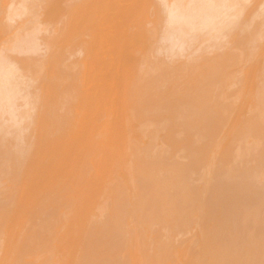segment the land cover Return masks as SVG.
<instances>
[{
    "label": "bare ground",
    "instance_id": "obj_1",
    "mask_svg": "<svg viewBox=\"0 0 264 264\" xmlns=\"http://www.w3.org/2000/svg\"><path fill=\"white\" fill-rule=\"evenodd\" d=\"M43 1L46 2L47 0H43ZM43 1L42 0H5L4 3H2V0L0 1L4 5L3 7H1L4 8L3 11L4 16L2 18L4 23L2 21L3 26L1 24L0 27H3L7 33H9L10 31L9 34L6 33L7 35L4 38L2 37V41L0 38V42L2 43L0 44V199L4 198V196L6 197L4 198L6 201H4L3 199L0 201V212H1L0 214H2L0 215L1 216L0 235L2 234L6 235V233L4 234L3 231L4 230L6 231L5 227L7 225V222L11 226L12 224L11 222L15 220L14 214L15 213L17 214V211L19 210L17 209L19 207L15 208V206H17L16 203H14L15 201L17 202V204L18 202H20L19 204H21L22 201L19 200L26 198L29 199L30 201H33L31 200L32 197L30 195H33V193L35 194L37 190L39 191V187L41 186H43V188L45 189L48 188L50 189L53 188V187H48L50 185H54V188L58 187L59 185H63L66 188L59 187L58 189L63 188V190L61 189L55 191L59 193H61L62 191V194L64 189L66 190L69 188L70 190L67 191V196L66 194L65 197L64 194L62 195L63 198L61 196L54 198L55 195L56 196L59 195L58 193L57 194L55 193L54 195V191H53L54 188L51 191L50 190L47 191L45 189L43 190V188L40 190V191L43 190V193H45V191L49 193L50 191V194L53 191L54 196H50V197H52L54 200L55 199L60 200L65 198L66 200H64L63 203H61L62 202L61 200L60 201L61 204H58L59 202L56 200L53 201V199L49 202L51 198H49V194L47 195V193L42 194L40 192L41 195L40 193L37 194L41 196L40 198H42V202L44 201L45 204L47 203L45 202V200L47 199L43 198L44 195H46L44 197L49 198V200L47 201L49 203L52 202L53 204L51 203L52 204L51 208H48L49 203H47L48 206L45 205V209L43 208L42 203H41L42 206L40 207L41 209L39 208V205L37 207L39 209L32 206L33 208L37 209L36 211L41 210L40 212H42V210L44 209L43 212L44 213L46 212V214L42 212L41 215L44 214V216L42 215V217L41 215L40 217L37 215L40 212L35 213V211L33 210L32 212L29 210L31 213H35L33 215H31L30 213L31 219H30V215L29 217H26V219L24 217L26 215L24 216L22 215L23 219L21 220V222L23 221L24 223V219H25L27 220L28 224L25 222V226H26L25 228L24 224L20 223L23 225V228H25V230L22 228V225H20L21 227L18 226L20 227L21 232L22 230L24 231L23 234L21 233L22 235L20 233H17V231L15 230L16 233L21 236V237L19 236L20 238L18 237V235H16V238L15 236H12L11 234L14 232L10 234L12 236L11 239L17 241L16 242L17 244L15 243V241L13 243L11 242L13 244V247L10 244L11 250L10 248H8L9 251L13 250L12 251L13 253L9 252L12 254L11 260L13 262L12 263L11 260H9L10 263L11 264H62L59 255L63 254L64 250L66 249H62L64 247L63 245L60 244L61 243L60 241L63 240L62 238H65V236L68 237L70 232L77 233L75 232V229L78 230L79 229L78 226L80 227L82 221H84L85 219V218L83 219V217L81 216L82 218L81 222L78 221V219H80L79 214L82 215L86 214L84 215L85 217L88 215L86 213L87 211L89 212V214H91V216H89L88 218L92 217L93 213L90 212L93 208L92 212L95 213L94 209L98 208L97 207L98 204L96 202L97 198L99 197L101 198L102 196H104V194H102L104 192L105 196L103 197V205L105 206L106 202L108 203V205L105 206L103 209L100 208L103 207V205H101V201L99 198L98 201L100 202L99 205L100 209L98 208V211L96 210L97 211L96 214L98 216L96 215L97 216L96 217L95 215H93L94 218L92 217L91 221L90 219L86 218L90 222L84 221V223L86 222L84 224V227L86 224H89L88 226H86V228H84L85 230L82 229L83 224L80 227L79 231L81 229L84 231V232L83 231L79 232V234L83 232V234H81L83 235L82 238L79 237L80 235H78L77 233L78 238H80L82 242L80 241V245L77 247V250L78 252L80 251V253L78 254V252H76L77 253L76 254L77 256H75L76 259L75 258L73 259L74 255L72 256L71 253L72 251L71 250H70L71 252L69 251L70 246L72 245L74 246V244L70 245L69 244L70 241L68 240L66 241L67 244L63 242L64 245H66L65 246L66 248L67 245L69 246L65 252L66 253L68 252V254L71 253L73 260L72 259L69 260L72 262V263L69 262L70 264H264V74L260 77L255 75L256 76L255 77L253 73L254 76L253 79L251 72L253 68H254L253 72H255L254 63L257 60V56L259 55L260 52H261L260 55H262L261 57H263V59L261 61V59L259 58L260 61L259 63L256 64L258 65L261 63V65H263L264 67V0H78V1L76 0L75 2L76 4L78 3L77 5H75L74 0H65L66 6H64L65 7L64 14L60 16V18L57 21L58 22L57 24H59L60 28L58 34L55 33L54 31L55 33L54 35L60 36V38H62L63 37L62 31L65 29L64 33H67L70 30H67L66 28L73 26L72 27L73 33L71 31L69 32L73 36L71 35L68 39L73 37L74 39L76 38V40L78 39L79 42V39L80 41H83L82 38H84V44L83 45L81 44L82 45L81 47L77 48L74 45V43L77 42L76 40H74L75 42H73V46L77 48L76 49L77 55H79L82 49L84 48L83 51L84 53L82 52L81 55L83 56V58L80 60L86 61L87 59L86 62L90 66V72L87 69L89 67L86 65L87 63L86 64L84 63L85 65L82 66L83 67L86 66L85 69L88 70L86 71L88 73L94 71L92 74H89L90 76L93 75V77L96 78V74L98 73L97 77L99 81L100 80L101 81L99 82V84H96L98 83L97 81L98 79H97L95 80L96 83L94 82L93 84L94 81L93 77L92 76L89 77L92 79V81L90 79V82H88L87 86L88 89L91 88V91L90 90L86 91V87L84 88V86L83 87L81 86L82 85L81 81H83V85H84L86 80L85 81L80 80V79H85L84 75L83 77H81L82 75H79L80 78L78 79L80 81H78L76 77L73 78L76 79L77 82H79L77 83L79 87L81 86L79 91L82 92L80 93L78 91V88L75 87L77 85L76 83L73 86V88H75V90L77 89L76 93L78 91L80 95L81 94L86 95V93H83V88H84L85 89L84 91H86L87 95H89L88 96L89 100L88 97H86L87 95L86 96L83 95V97L87 99L85 98L82 99V97L78 95L80 98L78 101L76 100L77 102H79L80 99L83 102L86 100L90 101L92 99L94 102L93 104L94 106L96 104L94 100L96 99L93 98H97L99 101L98 96H100L101 97L100 101L104 99L103 101L107 103L105 105V103L101 101L105 105L104 108L103 107L104 105L102 106V104L99 101L101 107L104 108L102 109L104 112L103 114L106 116L105 118L103 115L101 118L104 117L106 121H104V119L102 120L99 117L101 116L99 113H101L102 110H99L100 112L98 111V113L96 111H95L96 113L92 112L95 115L97 114L99 115L98 117L95 116V118L92 117L94 120H97L98 118L102 120V121L99 119H98L99 121L97 120V122L100 123L95 122V125L97 124L101 125V126L97 125V127L100 126V128H98L99 129L98 132H100V130H103V132L104 131L105 132L103 133L101 131V134L103 133V135L96 133L97 127L95 126L96 131L94 132L92 129L93 134L94 133L95 134L93 135L91 132L92 136L91 134L90 136H88L89 135L87 134L89 133L88 130L94 128L93 125L88 126L90 123L91 124L94 123V120H90L91 116H88V114L92 115L90 110L92 108L94 109V107L92 106L91 103H89V107L91 105L92 108L91 109L87 108V112H85L84 108L88 106L87 101H86L87 106L85 107L82 106L81 107L82 109L80 108L81 112L78 111L79 109L77 108L78 106H80L78 105L79 103L75 104L77 107L71 103L73 106L76 107L75 113L77 114H73L72 110L71 113L73 115H79L77 116L79 117V120H81L80 118L82 117V110L84 111L83 115L86 116L89 109V113L86 116L87 118L85 116H84L85 118L84 117L83 118L84 119L89 118V120H84L85 121L84 128L87 125L86 121L88 122L90 121L89 124L87 125L88 128L90 129L85 128L87 129L86 134L83 133L82 138H84V135H86L87 139L84 138L85 140L84 139L82 140L83 142L85 141V144L82 143V145L80 144L81 142L79 140V136L76 133H74L76 131H80V128H77V130H75L76 129L75 126H71V127L69 126V128L68 127L65 128L68 129L69 131V132L67 131L65 135L69 137L64 139V140L67 139L66 141H58V138L59 140H63V135L61 133L63 131H66L64 130V126L62 124L60 125V122H58V120H57L58 123L56 122L57 125H53V123L55 124V122L51 121L52 117L51 119L49 118L50 116L49 112H48L49 114L47 113L49 116H46L47 115L46 113H45L46 115L44 114L46 118L50 119L48 120L50 121L49 123L46 120L45 116L41 115L42 117L41 116L38 117L41 118L40 122L42 118H44L43 121L44 120L47 121V124L50 126H54V127L59 126V129L61 126L63 127V129L61 127L63 131H61L60 129L61 135H59V137L57 138L53 136L55 135V132H53L54 134L51 133L52 135L49 134L51 131L49 132L48 130L49 129L51 130L52 127H48V129L47 126L46 129H44L45 127H41V128L39 127L41 126L40 124L43 125L45 121L40 124L39 123L37 124L35 122L36 125L34 126L37 127V125H39L38 127L41 129L40 131H44V130L47 131V132L44 131L45 135H47V133L49 132L48 133L49 136L47 135L49 137L48 138L49 144L52 143L53 147L60 149L58 144H60L61 142L63 147L66 146L65 148L67 151H69V153L70 152L72 153L73 152L72 150H74V153L73 154L70 153L71 155H69V153H66L67 152L66 150L65 153H63L64 148H61L63 149L61 150V152L63 153L61 156L60 154H57L58 152L57 150L59 149L57 150L55 149L56 153L52 152V149L54 150V148L50 146L48 143H46L48 142V139H46L47 136L44 135V137H46L44 138L42 133L40 132L42 135L39 137L40 140L43 138V140L46 143L45 146L47 145L46 147H48L49 145V147L51 148L48 149V153H46L47 150H45L44 153L46 155H48L50 152L54 153L53 157L51 158L49 157L50 155L52 156L51 153L49 154V156H47L48 158H46V155L44 156L43 153L42 155L45 159L39 156L43 159V161L46 160L47 162L48 159L50 158L48 162V166L45 165L44 162H42V165L44 164L46 167H49L47 168L49 170L46 169V171H48L49 175L53 177V178L51 177L53 181L54 179H57L56 181H58V177L62 181L65 178L67 180L68 176L69 178L72 176L73 178L72 177L71 178L75 180H78L79 177L80 179L78 182L79 184L80 181L83 182V180L81 179L86 180L84 178L86 177L88 180L90 179L89 180L90 186L92 185L93 187L94 185L95 187L97 183L101 182L100 179L101 174L99 173H101L103 170L100 168L99 165L106 164L101 161L104 158L99 160L101 157H97V156L103 151H105V153H108L107 152L109 150L108 147L110 146L111 148L112 144L114 146V143H116L117 141L119 142L118 139H120L122 135L119 134V136H116L118 137L116 141V138L114 139L113 137L114 136V134L112 133L113 130H111L110 128L111 126H113L112 128L115 129L117 125L118 127L119 126L122 127L123 123L119 121V120H124L122 115H124V118L128 116L126 118H128L129 121L128 119L126 120L128 121V125H131L132 127L130 128L129 126H126L127 127L126 128L123 126L124 129L122 131L124 132L125 129L130 131L131 129L132 133H134L136 130L139 136L142 134L143 138L146 139L143 141V138L141 136L139 137V140L136 138L134 139L131 136L132 140H128L130 134H132L130 133L131 131L130 132L128 131L129 133L127 132L129 137L126 136L127 134L123 135L126 138L122 136V139L124 138L125 140L127 139L128 141H130L128 142L127 140L126 141L124 140L123 141L124 145L121 144L122 147H125L126 145L124 142L129 143V146H126L125 149L126 150L128 149L130 153L127 151L126 152L127 154L126 153L125 155L123 154L124 156L127 155L125 160L127 161V163H130L129 164L130 167L127 166L128 164L125 165L127 166V168L125 167L127 169L125 171L128 172V174L126 173L125 174L126 176L122 175L125 176L123 180L122 179L116 180L118 177L117 176L115 178V181L114 179H110V182L112 180L111 183L108 180H107L108 182L105 181L104 182L105 185L108 184L107 186H110V188L108 190L104 189L105 191L103 192H102L103 189H101V191L97 189L99 188L97 187L99 184L96 186L97 188L95 187L94 189L93 187V189L90 190V192L94 190L91 194L92 195L94 193H96V195L98 194L97 195L98 197L97 198L94 197V200H91L93 198L92 195L87 193V190L89 191V189L91 188L87 186L89 185L88 183H86L88 182L87 180L84 181V185L82 183L83 187L86 185L84 187L85 189H80L83 187L79 186L80 188L78 189V193L83 192L84 190V192L87 193V194L85 193L86 195L84 194L85 196L88 197L90 195V197H92V198L88 197L89 199L83 196V193L82 194L80 193L79 195L76 193L77 186L74 185L76 184V181L72 179H68L67 181H63V182L61 181L62 184L59 181L57 183L55 181V184H53L52 181L51 184L49 182L51 178L49 177L50 180L46 179V181H42L43 183L44 182L48 183L47 184L48 188H47L42 184L40 179L39 181L41 182L40 183L41 185L38 184L39 181L37 182L33 178L34 184L35 182H37V184L39 185L38 186L37 184H35L36 187H38V189H36L35 186H34L35 189L33 190L32 188L29 189L31 186H33L31 185L32 182H30L29 180H32V178H30V175L32 173L31 175L32 177L34 175L33 174L34 171H31L29 173L28 170L29 169L31 170L32 167L35 166L33 170H35L36 172V169L39 168L40 170V168L42 167L41 165H37L38 168H36V164L39 163L37 161L38 160L41 161L42 159L38 157L36 153L37 150L36 151L32 150L33 148L34 149L37 148L38 146L37 144H39L38 142H40V140L38 138L37 139L39 141H36L34 139L35 142H37V144H35L37 146H35L34 143H31L33 138L32 140L30 139L31 140L30 142H28L29 132L27 133V130L29 129V126H31L30 119L32 112H35L33 111L35 101H37L36 104H38V101L41 100L39 98L42 97L41 95L38 94L39 95L38 99L37 97L32 98L33 96L30 95V93L36 92V90L33 91L34 88L32 89V92L30 91L29 93L30 90L29 87L32 81L33 82L31 84L34 85L33 75H37L35 74L34 70L33 72L31 71V73L29 72V68H31L29 64H31L32 66L33 64H36L40 58L42 59L45 56L44 55L42 57V55L40 54L44 52L43 48H45L42 45L41 36L43 34L47 35V33L53 32L50 31L52 26L51 24H49L50 23L49 19L51 18L48 19L47 16V12L49 11H47L46 10L47 8L45 7V4L47 2L44 5H42ZM56 1L53 2L56 3ZM61 3L63 4L64 2ZM54 6H56V4ZM60 6L62 5L60 4L59 7ZM69 6L71 7L73 6V7L71 8ZM50 9L52 10V8H48V10ZM39 10L41 12H39ZM54 11H55V7H54ZM0 13L2 14V12ZM60 13H63V11ZM52 16L55 17V15ZM49 25L51 26V28H49ZM3 28L1 29L4 30ZM1 33L2 32L0 30V35ZM48 38L50 37H47V39ZM73 38L72 40L69 41L72 42ZM221 39H224V42L218 44L217 43L218 40L220 41ZM194 43L195 44L197 43L196 45L197 50L192 49V51L194 50L195 54L194 52L192 53L191 51L192 54L189 55L188 53H190V48ZM258 43L263 45L260 46V48L263 49H258V51H256ZM61 44H65V43H61ZM205 44L208 45L204 46ZM65 46L67 45L65 44ZM73 46H71L73 48L71 49V51L75 50ZM59 48L61 47L59 46ZM252 48L255 49L256 52L254 51L251 52ZM204 49H207V52L209 51L211 54H209L210 57L207 59L206 57L209 55H206L202 52L203 56L206 55L205 59H207L208 62L202 60L204 63L200 61L201 64H199L200 63L199 60L203 59L204 57L202 56V54L198 55L196 53H199L198 51L201 52ZM55 50L58 51V47L55 48ZM154 50H156V52L161 54V58L162 55L164 54L166 56L164 57L165 60L166 58L168 60L165 61L167 63L161 62L160 57H159L160 58L159 62L156 58L155 59L157 61L155 59L151 60L153 59L151 57H155L156 55V54L154 55ZM233 50H237V51L239 50L238 52L240 53H237ZM45 51L51 52L47 49ZM234 52L235 54H233ZM52 54L53 53L51 52V55ZM83 54H85L87 58ZM238 55L241 56V59L238 57ZM16 56L25 57L26 58L25 61L28 62H26L25 64H21V61L23 59L20 61V59L18 60V57ZM36 56L37 57L41 56V57L38 60L35 58L36 61L34 59L35 62L33 63L30 62V60ZM69 56L70 55H68V57ZM255 56H256V60L253 61V58ZM48 59L50 60L53 58H48ZM239 59L240 61H243L247 65L252 64L250 65L251 67L253 66L252 69L250 68L251 70L249 68H248L249 70H246L247 67H239V68L240 69L242 68L240 71L244 74H246L247 71L251 73L250 78L251 80L253 79L252 80L253 82L255 80L257 84V88L254 92L253 91L254 89H252L254 86H252L251 90L254 92V96L252 101L250 98V102H249L247 98L249 92L247 93L246 91H244L246 89V86L248 85L247 83L249 82L250 84L251 82L248 81L246 83L247 77L249 78V74L247 73L248 76L245 75L244 77L246 79L244 80L245 87L243 86L244 87L243 91L244 93L246 92L247 95L240 92L243 94L242 96L245 95L246 98L245 96L243 97V102H244L243 105H241L240 104L241 101L238 100L239 101L238 104L241 106L239 107V105H237L236 103L235 105L239 107V109L236 110L233 103V101H236L235 96L233 97L229 94V93L232 94V92H230L231 88L230 91L229 89L228 90L226 89L227 90L226 91L225 87L227 84L226 82L229 81L230 84L231 81L229 79H233L236 76V74H238L239 69L237 70L238 68L237 65H239L240 63L237 64L236 61ZM68 60L70 59L68 58ZM179 60H181V62ZM77 61L78 62L75 64H78V72H79L80 70L79 65L81 66V61H79V59ZM175 61L177 62L179 61L180 64L173 63ZM49 62L52 61H48L47 63ZM53 63H57V62L54 61ZM129 63L130 65H128ZM45 65L47 66L48 64ZM232 65L236 66L235 72L237 71L235 76H232L233 78L230 77L231 75L230 71L231 70L234 71ZM38 66H40V63L37 65L36 69H38ZM162 66H163L162 69L163 71L161 70ZM83 67H81L82 72H84L83 70H85L83 69ZM230 67L231 70H229ZM47 68L48 67H46V69ZM164 68L166 70H164ZM27 70L28 73L30 74L33 73L32 81L31 79L28 78L30 75L27 74ZM46 71L47 70H45V73ZM86 72L83 74H87ZM64 74H66V72H64ZM142 74L143 76L140 77L139 75ZM189 74H191L192 76H189ZM232 74L234 73L232 72ZM54 75L55 74H53V76ZM87 75H85L86 79L89 80ZM46 76H48V74ZM185 76L187 77L189 76L188 83L190 84L189 86L190 89L193 87V86L191 87L192 85L191 83H193V85L195 84L193 87L194 90L191 89L190 91H186L189 90L187 85L188 83L185 82V79L184 82L180 81L183 80ZM51 77L52 76H50V79ZM144 77L147 78L144 79ZM191 78L194 80L195 83L192 82ZM35 80L37 79L35 78ZM102 81L104 82L101 83ZM174 81L175 83L180 81L182 82L181 83L182 85L184 83V86L187 85L186 86L187 89L182 90L184 89V87L181 88L178 87L179 84L178 86H174L177 85L173 83ZM253 82H251V85H253L252 84ZM170 83L174 84L173 86L175 88H173V90L170 87L172 86ZM92 84L94 86L96 84L97 87L95 86L96 88H94L93 86L94 88L93 89L92 87H90L92 86ZM48 87H52V86H48ZM240 87L242 88V86ZM40 89H42L41 86ZM49 89L51 90L53 88H49ZM97 89H99L98 93L96 92ZM179 89H181L182 91H180ZM249 89L250 88L248 87V91ZM42 90L46 91L45 88ZM240 90L242 91V89ZM68 91L67 94H65L66 96L63 95L65 96V98H67V100L64 97L63 98L66 101L74 102L72 100L74 95ZM89 91L91 92L92 95H90ZM99 91L102 93H100ZM116 91L118 93L120 92L119 93L120 97L118 94H115ZM183 91L190 92V95L189 93L187 94L186 92ZM106 92H110L114 94L115 98L118 95V97L121 98V100H119V98L116 99L120 101L119 102L120 104L117 103L118 101L116 102L115 98H114L115 101L113 100V98L111 99V97L114 95L112 94L110 95ZM181 92L183 93L180 94ZM95 93L97 94L100 93L101 95L99 94L98 96H96ZM234 93L237 94V92ZM107 94L110 95V97L109 96L107 97ZM102 95L104 96L103 99H102ZM31 99L33 100L35 99L34 103L32 102L33 100ZM60 100L58 99V101ZM82 101H80L81 102L80 104L83 103ZM40 102L42 103V101ZM41 103L38 104L39 105L38 107L44 104ZM48 104L49 106H51L50 102ZM99 104L98 103L96 104L97 107H95L94 110L96 109L98 110V108L100 107ZM121 104L123 105L124 111L120 110L122 107ZM119 105L121 106L120 108ZM49 106L46 107L49 108ZM67 106L71 107L69 105ZM107 106L109 107L107 108ZM113 106H115L116 108L114 107L115 108L114 109ZM117 108L119 110H116ZM37 109L39 110V108ZM43 109L45 110V108ZM54 110L53 111L50 110V111H52L53 113ZM113 110L116 112L114 113ZM64 111L65 110L63 109V114ZM78 112H80L81 115L78 114ZM118 112L121 113L120 116L121 119L120 117H117L119 116ZM113 113L115 114L114 116H116L117 118L115 117L114 119ZM38 114L39 113H37L36 116H38ZM67 116L68 119L71 118V117L69 118V115ZM67 116L65 115V117ZM61 118H59V121L61 120ZM75 119L76 120H73V123L75 122L76 125L79 120H77L78 118H76V116ZM113 119L115 121L116 119L117 121H119V122L116 121V126H114L115 122H113L114 125L112 123V121H114ZM62 120L64 119L62 118ZM62 120L61 123H63ZM110 120L112 124L111 126L109 125ZM66 121H64L65 125L67 124L68 126V123L70 125L72 119L68 123ZM80 122L79 125H83V123L81 122L82 123L81 124ZM102 122L103 124L104 123L106 124L103 125L101 124ZM130 122L131 124H129ZM73 123H71V125ZM126 123L127 122H125L124 124ZM133 126L135 129L133 128ZM72 127L75 128L74 132L72 130ZM144 128H147L148 130H145ZM55 130L56 127L54 131ZM81 130L83 132V129ZM58 132L59 131H57V133ZM125 132L124 133L121 132V133L125 134ZM159 134L161 135V137L159 136ZM157 136L160 139H158ZM31 137L32 135L30 136V138ZM50 138L52 139L56 138L55 139L56 146L55 143L53 144V141L50 140ZM156 138L160 141H158ZM112 141L114 142L112 143ZM155 141H156V146L161 142L163 144V147L162 148L156 147L155 149L152 148V146L155 147L154 146ZM28 143H31L33 147L31 148L32 145L29 146ZM41 145H44L43 141L40 142L39 148ZM45 146L42 148L43 151L44 148L47 149ZM81 146H84V150L82 147V151H83L82 153H80ZM75 150L77 152L79 151L78 154L79 153L80 154L78 155L77 153H75L76 152ZM33 151H35L36 154L33 153ZM118 151H120V149ZM29 152H31V154ZM121 153L122 152H118L115 155L118 154L121 155ZM29 154L30 156L33 155V158L36 162L34 166L31 164L29 165V163H32L33 160L32 156H31V160L28 159L31 162L27 160V156ZM55 154L59 155L60 158H57V155L55 156ZM66 154L68 156H74L76 158V163L80 160L81 162L80 161L78 162L80 166L78 165V163L77 166H74L76 165L75 159H73L74 165L71 166L72 163L70 160H72V158L66 160L65 157ZM35 156L38 158L35 159L36 158ZM95 157H97L98 159H96ZM28 158L30 157L28 156ZM120 158L121 160H123L124 157L120 156ZM58 159H60V161ZM95 161L97 162V164H99V161L102 162L101 164L98 165V168H100L102 171H100L96 175L97 180H95L96 177L92 176V174L90 173L92 172L93 169L94 172L95 170L96 172L99 171V169L97 171V166H95L94 164ZM103 161L105 162V159ZM25 162H27L28 164L27 163L25 164ZM120 162H116V163L114 162V163L117 165V163ZM65 163L66 164L70 163V165L67 164L70 167V170L71 167L72 169L74 168L73 170H71L72 172L70 171L71 173L67 170L72 175H69L67 171L64 172V174L66 173L65 175L64 174L62 175L63 172H61L60 170H64V169L66 170L68 168V166ZM63 164H65L67 167L63 168L65 166V165L63 166ZM110 164L111 163H109L108 167L107 165L105 166L107 170L112 169L109 168ZM124 164L125 163H123V165ZM24 165L25 167L27 166L26 169L24 168ZM28 165L31 168H29ZM41 169L45 171L44 168ZM22 170H24V173L21 172ZM39 170L37 171V175L43 173V171L38 173ZM107 170L106 171L104 170L106 173L104 172L103 173L107 174L108 177L105 176V178L107 177L108 179L109 174L107 173ZM120 170H122V168ZM19 171L21 172V174L19 173ZM26 171L30 178L29 180L27 179L29 181L27 182L30 184L27 186V187L30 186L28 188L29 191L31 190L30 193L29 191L27 193V189L25 188L24 189L26 193L24 189H23L24 192L22 191V187H23L22 181L24 180V178L21 181L22 177L20 176L24 175L25 179L28 178V176L26 177L25 175ZM75 171L77 174L76 176L77 179L74 178V176L76 175ZM45 174L47 175V173ZM116 174L118 175L117 172ZM81 176L82 178H80ZM37 177L38 176H36L35 178ZM42 177L39 176L38 178L42 179ZM44 178L43 180H45ZM5 179L7 181L9 180L10 183H14L13 186L9 184V181L6 182L8 183L6 186V184L4 183ZM69 180L73 181L74 184H72L73 182H70ZM27 182L25 180V183L24 182L23 183L27 184ZM104 183L102 182L100 184H104ZM4 184L6 188L10 186L9 189L13 188L15 185L17 187L15 186L14 189L11 190L8 189L9 190L8 192V190L7 191L5 190L6 188ZM72 185L76 186L73 187L76 189V191L72 192L74 194L71 193V190H73L71 189ZM24 187H26V185H24ZM86 187H88V189ZM103 188H108V187H103ZM15 189L16 191L21 190V192L18 191L17 194L20 195L23 194V196L25 194L27 195L30 194V195L29 196L25 195L24 197L27 196L26 198H23V196L22 197L19 196L17 201L16 191H14ZM54 190H57V188ZM106 191H109L107 192L108 196H106ZM3 192H5L6 194H3V196H1ZM10 192L13 193L10 194ZM68 192L71 195H78V198L81 195L82 197H84L82 198L80 196L81 199L83 200L86 199L89 202L92 201L94 206L92 205V207L88 211L86 207L88 206V204L91 203L86 202L85 200V203H88L86 205L84 204L85 205L84 209L86 210L84 211L85 213L83 212V207H82V211L80 212L79 210L81 208H78V211L76 213L75 211L76 203H74V201L76 202V197L73 201L72 198L74 197L71 198L70 197L71 195H69ZM100 192H102L101 193L102 195H99ZM14 197H16L15 200ZM80 198L77 199V201L80 200ZM29 200H27V203ZM83 200L81 203L82 206L84 203ZM25 201L26 200H23L22 203L24 204ZM37 201L41 202V200L38 199ZM12 202L15 205L14 206L15 209L12 208L13 206L11 207ZM55 203H57L58 205L55 206ZM72 203L75 205H73ZM62 204L66 205L67 208L66 211L68 210L67 212H70L69 215L70 217H71V210H73V206L75 207L74 208L75 210L73 211H75L76 214H78L79 212V214L77 215L78 218L75 216L71 217L73 218L72 219L73 221L77 220V223L74 222V224L76 223V226L72 224V220L70 218H69L70 220L68 219L69 216H67V214L65 213L66 211L62 212L63 209L65 208V205L62 206ZM78 204H80L79 201ZM59 205H61V207L64 208L62 209ZM67 206L70 207L68 208ZM59 207L60 209H62L61 211ZM70 208L72 209L70 210ZM11 209L15 211L14 214H13V210L11 212ZM25 209L24 211H26ZM28 209L31 208L29 207ZM46 209H48L49 212ZM27 212L25 213L27 214ZM61 212L62 214H65L63 215V217H61L62 215L60 214ZM9 213H12V216ZM17 215L19 217V213ZM34 215L38 216L39 218L33 219ZM18 217H16V219ZM74 218L77 219L74 220ZM10 219L11 220L14 219V220L11 221ZM16 221L17 220H15L13 223H15ZM18 221L20 222V219H18ZM79 223L80 225H78ZM71 224L75 226L74 227L75 229L72 227L73 231L72 230L70 231ZM13 225L14 224H12V226ZM8 227L9 226H7V228ZM16 228L17 227H15L14 229ZM60 230L62 231L64 230L62 232L63 234L59 233L61 232ZM6 232H8V230ZM9 233L7 234L9 235ZM58 233L59 235L61 234L59 239L56 238V235ZM10 235L9 237H11ZM9 237L5 236V238H9ZM71 237L76 238V236H71ZM1 238L3 239V237L0 236V239ZM76 239L73 240L76 241ZM77 241L75 244L79 243V242L77 243ZM8 242L7 241L3 242V244H6ZM14 243L16 244L15 246ZM0 244H2V242ZM55 244L56 246L57 244H59V250H58L59 252H61L60 251V245H61V250L63 252L60 253L59 255H57V253L55 254L57 250L55 249L54 246ZM2 249L4 248L2 247ZM2 249L0 250V252L2 251ZM74 249L76 248L74 247ZM6 250L7 249H4L2 251V254L4 253V251L5 253L6 252L8 253V250L7 251ZM39 253L41 255H39ZM4 255H5L4 259L6 257L8 258L11 257V256H6V254ZM31 255L33 256L37 255L38 257L34 256L33 258ZM67 257H70V255L67 256L66 254V258ZM32 258L34 260H32ZM66 258L65 260H67ZM3 261L5 262V260Z\"/></svg>",
    "mask_w": 264,
    "mask_h": 264
},
{
    "label": "rangeland",
    "instance_id": "obj_2",
    "mask_svg": "<svg viewBox=\"0 0 264 264\" xmlns=\"http://www.w3.org/2000/svg\"><path fill=\"white\" fill-rule=\"evenodd\" d=\"M0 1H1V0H0ZM4 1H5V0H2V3H4ZM42 1H43V0H42ZM53 1H56V0H47V1H46L47 3L44 2V1H43V4L41 3L42 5H44V4L46 3V4H45V7L47 8L46 10L49 11V12H47V16H48V19L51 18V19H49V20H50V23H49V24H51V26H52V28H51V26L49 25V28H51L50 31H53L52 33H51V32L47 33V35H46V34H43V35H42L43 38H42V36H41L42 45H43V47H45L47 50L51 51L53 54L51 55V52H46V51H45L46 49L43 48L44 52H46V53H44V52L40 53V54L42 55V57L45 55L42 59L40 58L41 56H39V57L36 56V57H33V58L31 59L32 61L30 60V62L33 63V62L36 61V59L38 60V59L40 58V59H41V60L39 59L40 62H39V60H38L36 64H33L34 67H33V65L31 66V64H29V66L31 67V68H29V72L31 73V71L33 72V70H34L35 74H37V75H33V73L30 74V73H28V70H27V74L30 75L28 78L31 79V81H32L33 76H34V83H33V84L35 85V86H34V85L31 84L33 81L30 83V87H29L30 90H29V93H30V91L32 92V89H33V88H34L33 91L36 90V92H32V93H30V95L33 96L32 98H36V97H37V99L39 98V95H41L43 98H42V97L39 98V99H41V100L38 101V104L41 103L40 101H42L41 104L44 103L43 105H40V107H38L39 105L36 104L37 101H35V99H34V100L31 99V100H33V101H32L33 103H34V101H35L34 110H33V111H35V112H32V115H31V119H30V120H31V126H29L30 131H29V129L27 130V133L29 132V133H28L29 136H28V134H27L28 139H29L28 142H30V141L32 140V138H33V140L31 141V143H34V145L37 144V142H35V140H36V141H39V140H40L39 137L42 136V135H43V137H44V135H45L44 133L47 132L46 130H44V129H46V126H47V129H48V127H52L51 130H50V129L48 130L49 132L51 131L50 133L48 132L50 135L54 134L53 132H55V135H53V136L58 138L59 135L62 134V135H63V140H59V138H58V141H66L67 139H66V140H64V139L67 138V137H69V136H66V135H65V134L67 133V131H68V129H65V128H67V127L69 128V126H70V127H71V126H75L76 129H75L74 127H72V130H73V132H74L75 130H77V128H80V131H76V132H74V133H76V134L79 136V140H80V142H81L80 144L82 145V143L85 144V141L83 142L82 140H83L84 138L87 137L86 135H84V138H82V134H83V133L86 134V130H87V129H90V128H88V126H92V125H93V127H94V128H91L90 130H88V131H89V133H87V134H89L88 136H90V134H91V132H92V129H93L94 132L97 130L96 133H98V134H101V131L103 132V130H100V132H98V131H99L98 128H100L101 125H100V124H97V123H100V122H97V120H98V119H99V120H101V119L103 120V119H104V121H106V120H105L106 116L103 114L104 112H103L102 109L105 108V105H106L107 103H105V101H103V100H104V99H103V98H104L103 95H102V99H103V100H101V101H103V102L105 103V105H104V103H102V102L100 101L101 97L98 96V95H99L100 93H102V92L99 91L100 93L97 94L99 89H97V91H96L97 93H95V94H96V96L99 97V101H100V103L102 104V106L104 105V106H103L104 108L101 107V105L99 104V101H98L97 98H93V99H96L97 101H96V100H94V101L96 102V104L98 103V104L100 105V107H99V105H98V107L100 108V109L98 108V110H97V109L94 110L95 107H97V105L95 104V105L93 106L94 102H93V100H92L91 98H90L91 100L88 101V100H89V97H88L89 95H87V92H86V91H87V90H90V91H91V88L88 89V86H87V85H88V82H90V79H91V78H89V77H91V76L93 77V75L90 76L89 74H92L94 71L91 70V71H92L91 73L86 72V71H88V70H89V72H90V66H89L88 63L86 62V61H87V59H86L87 56H86L85 54H83V55L86 56V58L84 57V58L86 59V61H82V60H80V59L83 58V56H81V55H82V52L84 51V48L82 49V51H81V53H80L79 55H77V53H76V49H77L78 47H81V46L84 44V38H82L83 41H80V39H79V42H78V39L76 40V38L74 39L73 37H71L70 39H68V38L72 35V34L69 33V32L71 31V32L73 33V28H72L73 26H70V27H71V28L69 27L70 29H69L68 27L66 28L67 30H70V31H68L67 33H64V32H65V29H64L63 31L61 30V31L63 32V34H62L63 37H62V38H60V36H56V35H54L55 33L58 34V31H59L60 26H59V24H57V23H58L57 21H58V19L60 18V16H62V15L64 14V11H65V7H64V6H66V4H65V0H57L56 3L53 2ZM59 1H60V2H59ZM75 1H76V0H74V2H75ZM77 1H78V0H77ZM61 2H64V3H63L64 5H63ZM74 2H73V4H74ZM0 3H1V2H0ZM2 3H1V4H2ZM52 3H53L54 5L56 4V6H54ZM58 3H60L62 6L59 7L60 4H58ZM1 4H0V12H2V14L0 13V22H1L0 25L2 24V21H3L2 18H3V16H4V15H3V14H4V12H3V11H4V8H1V7H3L4 5H3V4L1 5ZM57 4H58V5H57ZM77 4H78V3H77ZM77 4H76V2H75V5H77ZM46 5H47V6H46ZM51 5H53V6H51ZM54 7H55V11H54ZM61 7H62V8H61ZM69 7H71V6H69ZM72 7H73V6H72ZM72 7H71V8H72ZM48 8H52V10H51V9L48 10ZM57 8H59V9H57ZM66 9H67V7H66ZM1 10H2V11H1ZM59 10H60V11H59ZM62 11H63V13H60V12H62ZM39 12H41V11L39 10ZM56 12H57V13H56ZM48 13H50V14H48ZM52 15H55V17L52 16ZM58 15H59V16H58ZM49 16H50V17H49ZM52 18H53V19H52ZM48 22H49V21H48ZM3 23H4V21H3ZM54 23H55V24H54ZM53 24H54L55 26H54ZM2 26H3V24H2ZM56 27H57V30H56ZM1 28H3V27H0V30H1V32H2L1 35H0V38H1V41H2V37L4 38L7 34L10 33V31H9V33H7V32L5 31L4 28H3L4 30H2ZM54 28H55V29H54ZM53 29H54V30H53ZM61 29H62V28H61ZM67 30H66V31H67ZM4 31H5V32H4ZM54 31H55V33H54ZM6 33H7V34H6ZM51 34H52V37H51ZM67 34H68V35H67ZM62 35H61V36H62ZM72 36H73V35H72ZM47 37H50V38L47 39ZM59 38H60L61 40H62V39H63V40L61 41ZM64 38H65V39H64ZM72 38H73V41H72V42L69 41V40H72ZM67 39H68V40H67ZM48 40H49V41H48ZM56 40H57V41L60 40V41L57 42ZM74 40H76L77 42H75ZM221 40H222V41H221ZM221 40H220L221 42L218 40L217 43L219 44V43H223V42H224V39H221ZM55 41H56L57 43H56ZM68 41H69V42H68ZM60 42H61V43H65L67 46H65V44H61ZM73 42L76 43V44L74 43V45H75L77 48L73 46ZM55 43H56V44H55ZM67 43H68L69 45H68ZM77 43H78V45H77ZM0 44H2V43L0 42ZM54 44H55V45H54ZM57 44H59V45H57ZM81 44H82V45H81ZM196 45H197V43H196V44L194 43V44L191 46V48H190V53H188L189 55H191V54L194 52V50H197ZM207 45H208V44H205L204 46H207ZM59 46H60L61 48H62V47H63V48L61 49V48H59ZM64 46H65V47H64ZM71 46H73V47L75 48L74 51H71V49H73ZM260 46H263V45L260 44V43H258L256 51H258V49H263V48H260ZM49 47H50V48H49ZM57 47H58V51L55 50V48H57ZM83 47H84V46H83ZM192 47H193V48H192ZM48 48H49V49H48ZM192 49H194V50L192 51ZM239 49H240V47H239ZM252 49H253V48H252ZM252 49H251V52H252V51L256 52L255 49H253V50H252ZM59 50H60V51H59ZM205 50H206V51H205ZM68 51H71V52H68ZM191 51H192V53H191ZM233 51H235V52H237V53H240V52H238L239 50H238V51H237V50H233ZM240 51H241V50H240ZM57 52H58V53H57ZM59 52H61V53H59ZM155 52H156V50H154V55H155V54L157 55L158 52H156V53H155ZM188 52H189V51H188ZM198 52H199V53H196V54H198V55H199V54L201 55L202 52H203L204 54H206V55L211 54L209 51L207 52V49H204V50H202L201 52H200V51H198ZM235 52H234L233 54H235ZM43 53H44V54H43ZM72 53H73V55H72ZM78 53H79V52H78ZM83 53H84V52H83ZM194 54H195V52H194ZM194 54H193V55H194ZM214 54H215V53H214ZM260 54H261V52H260L259 55H258L259 57L257 56V60H256V56L253 58V61H254V60L257 61V62L255 61V63H254V65H255V72H253L254 68H253V70H251L253 66L251 67L250 65H252V64H248V65L250 66V67H249V66H248L247 64H245L243 61H240V59H241V56H239L240 54L238 55V57H239L240 59L237 60V61L235 60L237 64L240 63V64H239L240 66L237 65V64H234V65H237V66H238V68H237V70L239 69V70H238V74H236L237 71L235 72V70H236V66H233V65H232L233 67L231 66V67L233 68L234 71L231 70V67L229 68V70H231V71H230V72H231L230 77L233 78L232 76H235V74H236V76L233 78L234 80H233V79H229V80L231 81L232 84H231V83L229 84V81L226 82L227 84H226L225 90H226V89H227V90L229 89V91H230V88H231V91H230V92H232V94H231V93H229V94H230L231 96H233V97L235 96V100H236V101H233V103H234V107L236 108V110H238L239 107H240L241 105L244 104V102H243V97H244L245 95L242 96L243 94H246V95H247V93L249 92V95H248L247 98H248L249 102H250V98H251V101H252L253 96H254V92H255V90H256V88H257V84H256L255 80H254V82H253L252 80L254 79V76H255V75L258 76V77H260V76H262V75L264 74V67H263V65H261V63L258 64V65L256 64V63H259V61H260L259 58L261 59V61H262V59H263V57H261L262 55H260ZM61 55H62V57H61ZM68 55H70V56L68 57ZM71 55H72V56H71ZM74 55H75V56H74ZM156 55H155V57H151V58H153V59H151V58H150V59H151V60H154V59L156 58V59L158 60V62H159V61H160L159 59L161 58V54L158 53V55H159V56L157 55L158 58H157ZM206 55H205V56H206ZM212 55H213V54H212ZM49 56H50V57H49ZM73 56H74V57H73ZM202 56H203V54H202ZM205 56H203L204 58L201 59V60H199V62L202 61V60H205V61L208 62L207 59L210 57V55L206 57L207 59H205ZM14 57H15V56H14ZM16 57H18V60L20 59V61H21L22 59L24 60V61L22 60L24 63L21 61V64H25L26 62H28V61H25V60H26L25 57H22V56H16ZM46 57H47V58H46ZM59 57H60V58H59ZM76 57H77V58H76ZM159 57H160V58H159ZM164 57H166V56L163 54V55H162V58H161V62L168 61L167 58H166V60H165ZM35 58H36V59H35ZM45 58H46V59H45ZM48 58H53V59H50V60H49ZM58 58H59V59H58ZM68 58H69L71 61L68 60ZM16 59H17V58H16ZM34 59H35V61H34ZM60 59H61V60H60ZM78 59H79V61H81V66L79 65V67H80L79 72H78V64H75V63L78 62V61H77ZM85 59H83V60H85ZM156 59H155V60H156ZM162 59H163L164 61H163ZM157 60H156V61H157ZM48 61H52V62L47 63ZM54 61H56L57 63H53ZM64 61H66V62H64ZM179 61L181 62V60H179ZM179 61H178V62L175 61V62H173V63H177V64H178ZM238 61H239V62H238ZM207 62H206V63H207ZM39 63H40V66H38V69H39V68H41V69L38 70V69H36V68H37V65H38ZM82 63H83V64H82ZM84 63H85V64L87 63L86 65L89 66V67L87 68L88 70L85 69L86 66H85V67L82 66V65H85ZM152 63H153V62H152ZM155 63H157V62H155ZM155 63H154V64H155ZM165 63H167V62H165ZM165 63H164V64H165ZM202 63H204V62L202 61ZM252 63H253V62H252ZM45 64H48V65L46 66ZM54 64H56V65H54ZM74 64H75V65H74ZM79 64H80V62H79ZM164 64H163V66H164ZM177 64H176V65H177ZM179 64H180V63H179ZM199 64H201V62H200ZM52 65H54L55 67L52 66ZM76 65H77V66H76ZM128 65H130V63H129ZM173 65H174V64H173ZM176 65H175V66H176ZM256 65H257L258 67H257ZM29 66H28V67H29ZM163 66H162L161 70L163 69ZM46 67H48V68L46 69ZM49 67H50V68H49ZM81 67H83V69H85V70H83L84 72L81 71V70H82ZM171 67H173V66H171ZM234 67H235V69H234ZM239 67H247L246 70H249V69L251 68L250 70H251V72H252V77H253V79L251 80V78H250V76H251L250 74H251V73L247 71V73L249 74V78L247 77V80H246L244 77H245V75L248 76V74H247V73H246V74L242 73V72L240 71L242 68L240 69ZM256 67H257V68H256ZM32 68H35L36 70H35V69H32ZM42 68H43V70H42ZM248 68H249V69H248ZM258 68H259V71H258ZM30 69H31V70H30ZM48 69H49V70H48ZM256 69H257V71H256ZM45 70H47L46 73L48 74L49 77L46 76L47 74L45 73ZM164 70H166V69L164 68ZM36 71H37V72H36ZM95 71H96V70H95ZM162 71H163V70H162ZM262 71H263V72H262ZM39 72H40V73H39ZM41 72H42V73H41ZM52 72H53V73H52ZM64 72H66V74H64ZM77 72H78L79 74H78ZM85 72H86L88 75H87V74H83V73H85ZM160 72H161V71H160ZM232 72H233L234 74H232ZM240 72H241V73H240ZM80 73H82V74H80ZM253 73H254V76H253ZM51 74H52V75H51ZM53 74H55V75L53 76ZM97 74H98V73H97ZM97 74H96V78L93 77V80H94V81H93V84H94V82L96 83L95 80L98 79ZM32 75H33V76H32ZM39 75H41V76H39ZM68 75H69V76H68ZM79 75H82L81 77H83V75H84V78H85V79H80V80H84V81L86 80V81H87L88 79H86V76H85V75H87L88 78H89V80L87 81V83H86V81H85L86 84L84 83V85H83V81H81V82H82V85H81V86H82V87L84 86V88L86 87V91H84L85 89L83 88V93H86L87 96H86L85 94H83V95L86 96V97H88V100H86V101L88 102V106L86 105L87 102L84 101V102H86V103H84L81 99H80V101L83 102V103H82L83 105L80 104V103H81L80 101L77 102V101L79 100L80 97H82V99L85 98V97H83L82 94H81L82 96L80 95V93L82 92V91H79V89L81 88V86L79 87V85L77 84V83H79V82H77V80L80 81V80L78 79V78H80ZM133 75H134V74H133ZM241 75H242V76H241ZM50 76H52V77H54V78L51 77V79H50ZM134 76H135V75H134ZM137 76H138V75H137ZM139 76L141 77V76H143V74H142V75H139ZM144 76H145V75H144ZM189 76H192V75L189 74ZM189 76H188V77L185 76V77L183 78V80H180V81H183V82H184V79H185V82L188 83V81H189ZM256 76H255V77H256ZM40 77H41V78H40ZM42 77H43V78H42ZM73 77H74V78L76 77L77 80L74 79ZM125 77H126V76H125ZM132 77H133V76H132ZM186 77H187L188 79H187ZM35 78H36L37 80H35ZM99 78H100V76H99ZM101 78H102V77H101ZM126 78H127V77H126ZM126 78H125V80H126ZM142 78H143V77H142ZM146 78H147V77H146ZM146 78L144 77V79H146ZM248 79H249V80H248ZM102 80H103V79H102ZM191 80H192V82H194V80H193L192 78H191ZM191 80H190V83H191ZM232 80H233L234 82H233ZM244 80H246V83H247L248 81L253 82V83H252L253 85H251V82H250V84H249V82L247 83V84H248L247 86L250 88L249 91H248V87H247V86H246V89H245V90L243 89V88L245 87V86H244V85H245V83H244L245 81H244ZM91 81H92V79H91ZM97 81H98V83H96V84H99V82H100L101 80L99 81V79H98ZM180 81H178L177 83H175V81L173 82L174 84H177V85L171 84V83H172V82H171V83H170V84L172 85V86H170L171 89L173 90V88H175L174 86H178V84H179L178 87H180V88H181V87H184V89H182V90L187 89V88H186L187 85H188V89H189V90H186V91H190L191 89L194 90L193 87H194L195 84L193 85V83H191V84H192L191 87H192V86H193V87L190 89V88H189V86H190L189 83H188L187 85H186V83H185L186 86H184V83H183V85H182V84H181L182 82H180ZM238 81H239L240 83H239ZM103 82H104V81H102L101 83H103ZM39 83H40V84H39ZM45 83H46V84H45ZM75 83L77 84L75 87H77V88H78V91L80 92V93H79V92L77 91V93H79V94L76 93V90H77V89L75 90V88H73V86L75 85ZM91 83H92V82H91ZM91 83H89V84H91ZM194 83H195V82H194ZM235 83H236V84H235ZM42 84H43V85H42ZM93 84H92V86H90V85H89V86L93 88V86H94ZM96 84H95V86H96ZM180 84H181V86H180ZM228 84H229V85H228ZM242 84H243V85H242ZM46 85H47V86H46ZM173 85H174V86H173ZM230 85H231V86H230ZM250 85H251V86H250ZM32 86H33V87H32ZM38 86H39V87H38ZM40 86H41L42 89L45 88L46 91L40 89ZM48 86H52V87H48ZM95 86H94V88L97 87V86H96V87H95ZM98 86H99V85H98ZM227 86H228V87H227ZM240 86H242V88H241ZM243 86H244V87H243ZM252 86H254V87L252 88ZM37 87H38V88H37ZM168 87H169V86H168ZM239 87H240V88H239ZM47 88H48V89H49V88H53V89H51V90L49 89V90H50V91H49ZM94 88H93V89H94ZM237 88H238V89H237ZM251 88L254 89V90H253L254 92L251 90ZM93 89H92V90H93ZM169 89H170V88H169ZM176 89H178V88H176ZM240 89H242V91H241ZM39 90H41V91H39ZM68 90H69V91H68ZM100 90H101V88H100ZM174 90H175V89H174ZM179 90L182 91L181 89H179ZM179 90H178V91H179ZM193 90H192V91H193ZM227 90H226V91H227ZM235 90H236V91H235ZM239 90H240V91H239ZM243 90L246 91L247 93H246V92L244 93ZM250 90H251V91H250ZM43 91H44L45 93H44ZM55 91H56V92H55ZM67 91L70 92V93H72V94L74 95V97H73V99H72L74 102L66 101L67 98H65V96H66L65 94H67ZM71 91H72V92H71ZM90 91H89V92H90ZM118 91H119V90H118ZM180 91H179V92H180ZM186 91H183V92H186ZM192 91H191V92H192ZM65 92H66V93H65ZM179 92H178V93H179ZM183 92H181L180 94H182ZM234 92H237V94L234 93ZM240 92H242L243 94L240 93ZM34 93H36L37 95L34 94ZM51 93H52V95H51ZM55 93H56L57 95H56ZM58 93H59V94H58ZM92 93H94V92H92ZM104 93H105V91H104ZM106 93H108V94H110V95L112 94V93H110V92H106ZM119 93H120V92H119ZM119 93H118L117 91L115 92V94H118L119 97H120V94H119ZM186 93H187V94L189 93V95H190V92H186ZM239 93H240V94H239ZM38 94H39V95H38ZM44 94H45V95H44ZM60 94H62V95H60ZM95 94H94V95H95ZM108 94H107V97H108V96L110 97V95H108ZM233 94H234V95H233ZM238 94H239V95H238ZM46 95H48V96H46ZM63 95H65V96H63ZM78 95H80V97H79ZM90 95H92L91 92H90ZM100 95H101V94H100ZM104 95H105V94H104ZM112 95H114V94H112ZM118 95H117L116 98H119ZM250 95H251V96H250ZM44 96H45L46 98H45ZM96 96H94V97H96ZM237 96H238L239 98H238ZM48 97H49V98H48ZM54 97H55V98H54ZM60 97H61V98H60ZM63 97H64L66 100H65ZM77 97H78V99H77ZM91 97H92V96H91ZM241 97H242V99H241ZM52 98H53V100H54L55 102L52 100ZM105 98H106V97H105ZM112 98H113V100H114L115 95L112 96L111 99H112ZM116 98H115L116 102L118 101L117 103L120 104V103H119V102H120L119 100H121V98H119V100H117ZM236 98H237V99H236ZM245 98H246V96H245ZM245 98H244V99H245ZM37 99H36V100H37ZM58 99H59V100L61 99L62 101H61V100L58 101ZM74 99H75V100H74ZM85 99H87V98H85ZM47 100H48V101H47ZM50 100H52V101H50ZM56 100H57V102H56ZM72 100H71V101H72ZM76 100H77V101H76ZM115 100H114V101H115ZM238 100L241 101V103H240L241 105L238 104V103H239ZM246 100H247V99H246ZM246 100H245V101H246ZM39 102H40V103H39ZM49 102H50V105H51V106H49V104H48ZM52 102H54L55 104L52 103ZM75 102H76V103H75ZM92 102H93V103H92ZM231 102H232V101H231ZM57 103H58V105H59V104H60V105L58 106ZM68 103H70V104H68ZM71 103H72L73 105L79 103L78 105H80V106H78V107H77L76 105H75V106L79 109L78 111H80V112H81L80 108H81L82 106H84V107L87 106L86 108H84V109H85V112H87V108H90V109H91V108H92L91 105H90V107H89V103H91L92 106L94 107V109L92 108L90 111H91V114L94 115V116L88 114V113H89V109H88V113H87V114H88V116H91V117H90V120H94L92 117L95 118V116H97V117L99 116L98 114L95 115V114L92 113V112H94V113L97 112V113H98L99 110H102V112L99 113V114L101 115V116H99V117L101 118V117L104 115L105 118H104V117L101 118V119L98 118L97 120H94V123H92V124H91V123L89 124L90 121H89V122L86 121V124H87V125L89 124V125H88V126L86 125L85 128H87V129H85V128H84V125H85V124H84V122H85L84 120H89V118H88V119H84V118L87 116V114L85 113L86 116L83 115V114H84V111L82 110V117L80 118L81 120H79V117H77V116H79V115H73V114H77V113H75V112H76V111H75V110H76V107L73 106ZM121 103H122V102H121ZM236 103H237V105H239V107L235 105ZM245 103H246V102H245ZM47 104H48V105H47ZM52 104H53V105H52ZM55 105H56V106H55ZM67 105H69V106H71V107H68ZM112 105H113V104H112ZM114 105H115V103H114ZM46 106H49V108L46 107ZM52 106H53V107H52ZM57 106H58V107H57ZM72 106H73V107H72ZM121 106H122V107H121ZM121 106L119 105V108L121 107L120 110H121V111H124V110H123V105H122V104H121ZM54 107H57L58 110H57V108H54ZM61 107H62V108H61ZM108 107H109V106H107V108H108ZM114 107H115V106H113V108H114ZM117 107H118V106H117ZM237 107H238V108H237ZM37 108H39V110H38ZM43 108H45V110H44ZM46 108H47V109H46ZM59 108H60V109H59ZM68 108H69V109H68ZM74 108H75V109H74ZM115 108H116V107H115ZM115 108H114V109H115ZM235 108H234V109H235ZM241 108H242V107H241ZM241 108H240V109H241ZM36 109H37V110H36ZM42 109H43V110H42ZM54 109H56V110H54ZM61 109H62V112H61ZM63 109L65 110V111H64V114H63ZM81 109H82V108H81ZM47 110H48V111H47ZM50 110H52V111L54 110V112L52 113V111H50ZM59 110H60V111H59ZM71 110H72V113H73V114L71 113ZM116 110H119V109L117 108ZM68 111H69V113H68ZM95 111H96V112H95ZM113 111H114V110H113ZM121 111H120V112H121ZM48 112H49L50 114H49ZM80 112H78V114L81 115ZM99 112H100V111H99ZM115 112H116V111H114V113H115ZM120 112H118L119 116H117V117H120V116H121V113H120ZM37 113H39L38 116H36ZM45 113H46V114L48 113L50 116H49L48 114L46 115ZM59 113H60V114H59ZM61 113H62V114H61ZM114 113H113V116L115 115ZM34 114H35V115H34ZM44 114H45L46 116H49L50 119H51V117H52V120H51V121H52V122H53V121L55 122V124L53 123V125H57L56 122H57V120H58V122H60V125L62 124V125L64 126V130H66V131H63V130H62V129H63L62 126H61L62 129H61V127H60L61 131H63L62 133L60 132L59 126H55V127H56V130L54 131L55 127H54V126H50V125L47 124V121L50 120V119H49V118H46V116H45ZM53 114H54L55 116H54ZM118 114H116V115H118ZM122 114H123V113H122ZM124 114H125V113H124ZM41 115H42V116H43V115L45 116V118H46V120H47V121L44 120L45 123H46V125H45V123H44L43 125L40 124V123H43V122H44V121H43L44 118H42L41 122H40V119H41V118H38V117H40ZM58 115H59V116H58ZM60 115H61V116H60ZM62 115H63V117H62ZM65 115H66V116L69 115V118H70V117H71V118L68 119V116L65 117ZM70 115H71V116H70ZM33 116H34V117H33ZM42 116H41V117H42ZM73 116H74V117H73ZM75 116H76V118H78L77 120H79L78 123H77L76 125H75V122L73 123V120H76V119H75ZM84 116H85V117H84ZM113 116H112V117H113ZM122 116H123V119H124V120H119L120 122L123 123V125L120 123V124L122 125V127H123V126H124V127L129 126L130 128H132L131 125H128V121H129V119L126 118V117H128V116H126L125 118H124V115H122ZM54 117H55V118H54ZM61 117H62L64 120H62ZM83 117H84V118H83ZM115 117H116V116H114V119H115ZM117 117H116V118H117ZM35 118H36V119H35ZM59 118H61V120L63 121V123H61V120L59 121ZM86 118H87V117H86ZM91 118H92V119H91ZM54 119H55V120H54ZM71 119H72V122H70ZM114 119H113V120H114ZM118 119H119V118H118ZM120 119H121V117H120ZM126 119H128V121H127ZM30 120H29V121H30ZM32 120H33V121H32ZM35 120H37V121H35ZM66 120H67V121H66ZM99 120H98V121H99ZM102 120H101V121H102ZM111 120H112V118H111ZM111 120H110V122H109V125H110V126L112 125V124H111ZM38 121H39V122H38ZM64 121H66L67 123L70 122V125H69V123H68V126H67V124L65 125V122H64ZM80 121L83 123V125H79V122H80ZM116 121H117V119H116ZM116 121H115V120L112 121V123L115 122V125H114V123H113L114 126H116ZM119 121H117V122H119ZM123 121L127 122V123H126L127 125L124 124L125 122H123ZM35 122H36L37 124L39 123V124L41 125V126L37 125V127H38V126H39L40 128H41V127H45L44 129L42 128L45 132H44V131H40L41 129H40L39 127L37 128L36 126H34V125H36ZM49 122H50V121H48V123H49ZM58 122H57V123H58ZM76 122H77V121H76ZM81 122H80V123H81ZM92 122H93V121H92ZM95 122H97L96 124H97V125H100V126L97 127V125H95ZM71 123H73L74 125H73V124L71 125ZM82 123H81V124H82ZM101 124H103V122H102ZM105 124H106V123H104L103 125H105ZM117 124H118V123H117ZM129 124H131V122H130ZM103 125H102V126H103ZM65 126H66V127H65ZM95 126L97 127L96 130H95ZM110 126H109V128H110ZM53 127H54V128H53ZM57 127H58V128H57ZM112 127H113V126H111L110 129L113 130V132H112V131H111V132L114 134L113 137H114V139L116 138V141H117V139H118V137H116V136H119V134H121L122 136L127 134L126 136L129 137L128 133H129L130 131H131L130 133H132V130H131L130 128H129L130 131L127 130V129H125V130H126V132H125V130H124L125 134H122V133H124V132L122 131V130L124 129V127L122 128L121 126H119V127H121V128H119L118 125H117V127H116L117 129H116V128L113 129ZM34 128H35V129H34ZM36 128H37V130H36ZM126 128H127V127H126ZM133 128H134V126H133ZM31 129H34V130H31ZM74 129H75V130H74ZM81 129H83V132H82ZM134 129H135V128H134ZM134 129H133V131H134ZM144 129H145V130H148L147 128H144ZM38 130H39V131H38ZM52 130H53V131H52ZM69 130H70V129H69ZM72 130H71V131H72ZM117 130H118V131H117ZM32 131H34V132H32ZM57 131H59V132L57 133ZM116 131H117V132H116ZM128 131H129V132H128ZM36 132H37V133H36ZM40 132L42 133V135H41ZM68 132H69V131H68ZM73 132H71V133H73ZM104 132H105V131H104ZM104 132H103V133H104ZM115 132H116V133H115ZM121 132H122V133H121ZM127 132H128V133H127ZM30 133H31V134H30ZM48 133H47V135L49 136ZM51 133H52V134H51ZM60 133H61V134H60ZM103 133H102L101 135H103ZM112 133H111V134H112ZM33 134L35 135L36 138L34 137ZM92 134H93V132H92ZM92 134H91V136H92ZM94 134H95V133H94ZM94 134H93V135H94ZM136 134H137V135H136ZM31 135H32V137L30 138ZM47 135H45V136H47ZM121 135H120V136H121ZM135 135H136L137 137H136ZM48 136H47V138H46V137H44V138L48 139V138H49ZM64 136H65V137H64ZM122 136L120 137V139H118L119 142H118V141H117V142L115 141L119 147L116 145V143H114V146H113L112 143H113L114 141H112V143H111V144H112V147H111V148H110V146L108 147V148H109V150L107 151L108 153H105V151H103L102 153H100V154L97 156V157H101L99 160H101L102 158L105 159V162L103 161L104 159L101 160L103 163H106L105 165H104V164L102 165V164H101L102 162H100V161H99V164H101V165L97 164V162H98L97 160H96L97 162H96V161L94 162L95 166H97V171H98V169H99V171L96 172V170H95V172H94V171H93L94 169H93L92 172H90V173L92 174V176H95V177H96V175H97L100 171L103 170L101 173H99V174H101L100 176L102 177V178L100 177V179H101V182H100V183H102V182L104 183V182L107 181V180L110 182V179H114V181H115V178H116L117 176H118V177H117L116 180H118V179H119V180H120V179L123 180V179L125 178V176H126L125 174H126V173L128 174V172H126L125 170H127V169H126L127 166L130 167V165H129L130 163H127V161L125 160V158H126L127 155H126V156H124V155H125V153H126L127 151L130 153V151H129L128 149L126 150L125 147H126V146H129V143H128V142H130V141H128V140H132V139H131V136H132L134 139L136 138V139L139 140V137L141 136V137L143 138V135L141 134V135L139 136L138 132L135 130L134 133L130 134L129 139H128V140L126 139L128 142H124L125 145H126L125 147H122V145H124V144H123V141L125 140L124 138L122 139ZM159 136L161 137L160 134H159ZM51 137H52V136H51ZM123 137H125V136H123ZM37 138H38L39 140H38ZM52 138H53V137H52ZM52 138H50V140H52V141H53V144L55 143V146H56V140H55L56 138H55V139H52ZM61 138H62V137H61ZM125 138H126V137H125ZM157 138H158V136H157ZM157 138H156V139H157ZM30 139H31V140H30ZM34 139H35V140H34ZM86 139H87V138H86ZM121 139H122V140H121ZM158 139H160V138H158ZM158 139H157V140H158ZM54 140H55V141H54ZM79 140H78V141H79ZM84 140H85V139H84ZM126 140H125V141H126ZM144 140H146V139L143 138V141H144ZM41 141L44 142V145H41L40 148H39V144H40ZM92 141H93V140H92ZM120 141H121V142H120ZM158 141H160V140H158ZM158 141H157V142H158ZM40 142H38V143H39V144H37L38 146L35 145V146H37L38 149H37V148H36V149L33 148L32 150H35V151L37 150L38 152L36 151V153H37L38 157H39V156L43 157L42 154L45 152V150H47L46 153H48V149L50 148L49 145L52 146V147H53V145H52L51 141H50L51 144H49V139H48V142H46V143L49 144L48 147H46L47 145L45 146L46 143H45V141L43 140V138L40 140ZM110 142H111V141H110ZM31 143H28L29 146L32 145ZM57 143H58V142H57ZM118 143H119L120 145H119ZM127 143H128V144H127ZM42 144H43V143H42ZM60 144H61V142H60ZM60 144H58L59 147H60V149H59V148H56V147H53L54 150L52 149V152L56 153L55 149H56V150L59 149V150H57V151H58V152H61V150H63V149H61V148H64L63 153H65V150H66L65 147H66V146L63 147L62 144H61V145H60ZM111 144H110V145H111ZM121 144H122V145H121ZM153 144H154V143H153ZM159 144H160L161 146H160ZM159 144H157V146H156V141H155V144H154L155 147L152 146V148H154V149H155L156 147H157V148H162V147H163V144H162L161 142H160ZM35 146H34V147H35ZM44 146H45L47 149L44 148V151H43L42 148H43ZM61 146H62V147H61ZM158 146H159V147H158ZM32 147H33V145L31 146V148H32ZM82 147H83V150H84V146H81V149H80L81 152H80V153L83 152V151H82ZM116 147H118V148H116ZM106 148H107V147H106ZM112 148H113V149H112ZM122 148H123L124 150H126V151H124ZM127 148H128V147H127ZM39 149H41V150H39ZM50 149H51V148H50ZM114 149H115V150L117 149V150L115 151ZM119 149H120V151H118ZM30 150H31V149H30ZM76 150H78V149H76ZM76 150H75V151H76ZM110 150H111V151H110ZM113 150L115 151V153H114ZM35 151H33V153H35ZM39 151H40V152H39ZM66 151H67V150H66ZM72 151H73L72 153L70 152L71 154L74 153V150H72ZM123 151H124V152H123ZM31 152H32V151H31ZM31 152H29V153L31 154ZM58 152H57V154H60V156L63 154L62 152H61V153H58ZM78 152H79V151H78ZM78 152L76 151L75 153L78 154ZM118 152H122L121 155H119L120 153H119L118 155H115V154H117ZM33 153H32V154H33ZM36 153H35V154H36ZM50 153H51V152H50ZM50 153H49V154H50ZM54 153H51L52 156H51V155L49 156V154L46 155V154L44 153V156L46 155V158H48L47 156H49V157L51 158V157H53ZM66 153H69V151H67ZM70 153H69V155H71ZM80 153H79V154H80ZM30 154L28 155L30 158H28V156H27V160H28V159L31 160V156H32V158H33V155H34V154L31 155V156H30ZM39 154H40V155H39ZM57 154H55V156H56ZM77 154H76V155H77ZM79 154H78V155H79ZM123 154H124V155H123ZM126 154H127V153H126ZM78 155H77V156H78ZM60 156L57 155V158H60ZM64 156H65V155H64ZM77 156H76V157H77ZM120 156H121V157H122V156L124 157V158H123L124 161L121 160ZM35 157H36V156H35ZM38 157H36L35 159H37ZM41 157H39V158H41ZM65 157H66V160H69V159L72 158V160H70L71 163H72L71 166L74 165V163H73V159H75V164H76V165H74V166H77V163L80 161L79 159H77V160H79V161L76 163V158H75L74 156H68L67 154H66ZM65 157H64V158H65ZM67 157H68V159H67ZM69 157H70V158H69ZM80 157H81V156H80ZM80 157H78V158H80ZM97 157H95V158L98 159ZM107 157H108V159H107ZM117 157H118L119 159H118ZM43 158H44V157H43ZM50 158H49V159H50ZM62 158H63V157H62ZM95 158H94V160H95ZM41 159H42V158H41ZM44 159H45V158H44ZM49 159H48V162H49ZM91 159H93V158H91ZM115 159H116V160H115ZM117 159H118V160H117ZM58 160L60 161V159H58ZM64 160H65V159H64ZM106 160H107V161H106ZM25 161H26V159H25ZM28 161H29V160H28ZM28 161H27V162H28ZM120 161H122V162H120ZM27 162H25V164H26ZM29 162H31V161H29ZM29 162H28V163H29ZM34 162H35V160H34V158H33L32 163H29V165L31 164V165L34 166V164H36V162H35V163H34ZM37 162H39V163L41 162V163H40V164H39V163L36 164V168H38L37 165H41L42 167H41V166H40V167H41V168H44L45 171H43L41 168H40V170H39V168H38V169H36V172H35V170H33V169L35 168V166H34V167H32L31 170H30V169L28 170L29 173H30L31 171H34V173H33L34 175H33L32 177H31L32 173H31V175H30V178H32V180H29L30 178H29V176H28L27 171L25 172V173H26L25 175H26V177L28 176V178L25 179L24 175H23V176L21 175V176H20V177H22L21 181H22L23 178H24V180L22 181V186H23V187H22V191H23V189L25 188V189H27V193H28V191H29L28 188H29L30 186H29V187H27V186L30 185V184L28 183L29 181L32 182L31 185H33V186H31L29 189L32 188V190H33V189H35V187H36L35 184H37V182L39 181V179H40L41 182H42V181H46V179H49V177H50V178L52 177L51 175H49V172L46 171V169L49 168V167H46V166H45V165L48 166V162H47L46 160L43 161V159H42L41 161L38 160ZM42 162H44L45 165H44V164L42 165ZM80 162H81V161H80ZM107 162H108V164H107ZM114 162H115V163H116V162H120V163H117V165H116ZM28 163H27V164H28ZM109 163H111L110 166H109V168H112V169H108V170H107V168H106L105 166L107 165V167H108ZM123 163H125V164L123 165ZM65 164H66V163H65ZM65 164H63V166H64ZM67 164L70 165V163H67ZM67 164H66V165H67ZM80 164H81V163H80ZM119 164H120V165H119ZM126 164H128V165L125 166ZM29 165H28V167L31 168ZM66 165H65L63 168H65V167L68 166V165H67V166H66ZM78 165H79V163H78ZM98 165L100 166V168H101L102 170H101L100 168H98ZM79 166H80V165H79ZM113 166H114V167H113ZM119 166H120V167H119ZM121 166H124V167H121ZM26 167H27V166H26ZM26 167H25V165H24V168H25V169H26ZM45 167H46V168H45ZM125 167H126V168H125ZM22 168H23V167H22ZM22 168H21V169H22ZM68 168H69V169H68ZM68 168H67L66 170L64 169L65 171H64V170H60L61 172H63L62 175H63L64 172H66L67 170L70 172L71 170L74 169V168L72 169V167H71V170H70V167H69V166H68ZM77 168H78V167H77ZM79 168H80V167H79ZM103 168H104V169H103ZM119 168H120V169L122 168V170H120ZM25 169H24V170H25ZM95 169H96V168H95ZM24 170H22L21 172L24 173ZM38 170H39L38 173H40V172H42V171H43V173H40L39 175H37V171H38ZM47 170H49V169H47ZM75 170H76V168H75ZM104 170H105V171L107 170V173L109 174V178H108V179H107V177H108L107 174H104V173H106ZM111 170H112L113 172H112ZM114 170H115V172H114ZM117 170H120L121 172H120V171H117ZM123 170H124V171H123ZM68 171H67V172H68ZM122 171H123V172H122ZM21 172L19 171L20 174H21ZM69 172H68V173H69ZM71 172H72V171H71ZM71 172H70V173H71ZM77 172H79V171H77ZM103 172H104V173H103ZM116 172L118 173V175L116 174ZM23 173H22V174H23ZM35 173H36V175H35ZM45 173H47V175H46ZM70 173H69V175H72V174H70ZM94 173H95V174H94ZM113 173H114V174H113ZM123 173H124V174H123ZM41 174H42V175L44 174L45 176L43 175V177H42ZM65 174H66V173H65ZM65 174H64V175H65ZM75 174H76V171H75ZM78 174H79V173H78ZM111 174H112V175H111ZM120 174H121V175H120ZM48 175H49V176H48ZM114 175H115V177H114ZM122 175H125V176H122ZM34 176H35V177H36V176H38V177L41 176L42 179H41V178H38V177L35 178ZM47 176H48V177H47ZM67 176H68V174H67ZM67 176H65V177H67ZM73 176H74V173H73ZM76 176H77V174L74 176V178L77 179ZM78 176H79V175H78ZM98 176H99V175H98ZM105 176H107V177L105 178ZM119 176H120V177H119ZM20 177H19V178H20ZM44 177H45V178H44ZM71 177H72V176H71ZM71 177L69 178V176H68L67 178H68V179H72L73 177H72V178H71ZM111 177H112V178H111ZM121 177H122V178H121ZM33 178H34V180L37 181V182H35V184H34V182H33V181H34ZM43 178H44L45 180H43ZM52 178H53V177H52ZM52 178H51V180L49 179V180H50L49 182H50L51 184H52V181H53ZM80 178H82V176H81ZM84 178L88 181V182H86V183L89 184V185H87V186H88V187H91V188L89 189V191L87 190L88 187H86V188H87V189H86V190H87V193H88V194H91L94 190H92L91 192H90V190L93 189L94 185H93V187H92V185L90 186V181H89L90 179L88 180L86 177H84ZM92 178H94V177H92ZM92 178H91V179H92ZM6 179H7V178H6ZM6 179L4 180V181H5L4 183H5L6 186H7L8 183H6V182H8L9 180L7 181ZM27 179H28L29 181H28ZM68 179H67V180H68ZM102 179H103V180L106 179V180L103 181ZM19 180H20V179H19ZM25 180H26V182L28 181L27 184H24V183H25ZM56 180H57V179H54L53 184H55V181H56ZM67 180H66V178L63 179V181H67ZM72 180L76 181V184H74L73 181H70V180H69L70 182H73L72 184H74V185L77 186V191H76L75 188H73V187H76V186L72 185V186H71V189H73V190H71V193H72L73 191H76V193H77L78 195H79L80 193H81V194L83 193V196H85L87 193L84 192V190H83V192L78 193V189H79L80 187H83V185H84V181H86V180L81 179V180H83V182L80 181L79 184H78V182H79V180H80L79 177H78V180H75V179H72ZM93 180H94V179H93ZM95 180H97V177H96ZM95 180H94V181H95ZM21 181H19V182H21ZM47 181H48V180H47ZM58 181L61 183L62 180H60L59 177H58ZM58 181H56V183H57ZM63 181H62V182H63ZM108 181H107V182H108ZM23 182H24V183H23ZM41 182L39 181L38 184H40ZM91 182H92V181H91ZM95 182H96V181H95ZM97 182H98V181H97ZM111 182H112V180H111ZM111 182H110V183H111ZM60 183H59V184H60ZM65 183H66V182H65ZM82 183H83V185H82ZM92 183H93V182H92ZM100 183H97V185L99 184V185H101V186H99V185L97 186V185H96V186L99 187V188H97V187L95 186V187H96L97 189H99L100 191H101V189H103V190H102V192H103V191H105L106 189L108 190V189L110 188V186H107L108 184L105 185V183H104V184H100ZM110 183H109V184H110ZM5 184H4V186H5ZM9 184L13 186L14 183H10V181H9ZM16 184H17V183H16ZM18 184H19V183H18ZM23 184L26 185L27 188L24 187ZM38 184H37V185H38ZM42 184H43L44 186H46V187L48 186V185H47V184H48L47 182H44V183L42 182ZM61 184H62V183H61ZM80 184H81L82 186H81ZM40 185H41V184H40ZM56 185H57V184H56ZM6 186H5V188H6ZM15 186H16V185H15ZM15 186H14V187H15ZM18 186H19V185H18ZM34 186H35V187H34ZM38 186H39V185H38ZM79 186H80V187H79ZM85 186H86V185H85ZM85 186H84V187H85ZM9 187H10V186H8V188H6L5 190L7 191V190L9 189ZM14 187H13V188H10L9 190L14 189ZM16 187H17V186H16ZM48 187H53V188H54V185H50V186H48ZM48 187H47V188H48ZM59 187L66 188V187L63 186V185H59L58 187H56L57 190H54V189H56V188H54V189H53V188L45 189V188H43V186L39 187V191L37 190V191L35 192V194L33 193L34 197H33V195H30V194H29V195L32 197L31 200H33L34 203H33V201H30L29 199L26 198V197L29 196V195L25 194V193H26L25 189H24V191H25L24 194L27 195L26 197H24L25 195L23 196V194H21V195H20V194H17V192H18V191L21 192V190H18V191H16V189L14 190V191H16L17 201H18V197H19V196H21V197L23 196V198H26V199H22V200H19V201H22V202H23V200H26V201H25L26 204H25V203L23 204L22 202H21V204H19L20 202H18V204H17L16 201H15V202L13 201V202L16 203L17 206H15L13 202H12L13 205L11 204V207L13 206L12 208H14V206H15V208L19 207V208H17V209H19V210L17 211V214L19 213V217H18V215H17L16 213L14 214L15 211H14L13 209H11V212H12V210H13V214L15 215V217H14V215H13V217H14L15 220H17V221L15 222V223H16V224H15V223H13L15 220L12 219V220H14V221L11 222V223L14 224V225H13L14 227L12 226V224H11V226H10V224L7 222V225H6L5 229H6V231L8 230V232H6V231L4 230L3 232H4V234L6 233V235H3V234L0 235L1 237H3V239L1 238L2 240L0 239V243L2 242V244H0V245H1V246H0V247H1L0 250L2 249V247H3L4 249H7V250H8V253H7V252L5 253V251H4V253L2 254V251H3L4 249H2V251L0 252V254L2 255V256L0 255V264H4L5 262H7V263H5V264H11L9 260H11V258H12L11 255H12V254L9 253V252H12L13 250H12V251H9L8 248H10V250H11V245H12V247H13V244H12V243H13L15 240H12V239H11L12 236H15V238H16V235H18V237L20 236V235L17 234V233H20V234L22 233V234H23V232H24L23 230H22V232H21V230H20V227H21L20 225H22V224H20V223H23V221L21 222V220L23 219V216L26 215V216H24L25 219H26V217H29V215H30V213L32 212V210L35 211V213H36V212H40L41 210H40V211H36V210L39 209L42 205H43V208L45 209V205L48 206L47 203H49V202L53 199V198L50 197V196H54L55 193H56V194L58 193L59 195H57V196L55 195L54 198H56V197H58V196H61V197L63 198V196H62L63 194H64V197H65V194H66V196H67V191L70 190V189H69V188L66 189V190L64 189L63 194H62V191H61V193H59V192H55V191H58V190H61V189L63 190V188L58 189ZM67 187H68V186H67ZM84 187H83V188H80V189H85ZM95 187H94V189H95ZM103 187H108V188H103ZM20 188H21V185H20ZM20 188H19V189H20ZM42 188H43V190L45 189V190H47V191H48V190L51 191V190L53 189V191H54V195H53V191L51 192L52 195L50 194V191H49V193H48L47 191H45V193H47V195L49 194V198H51V199L49 200V198L44 197V196H46V195L43 196L44 199L46 198L47 200H49V202H48L47 200H45V202H47L46 204L44 203V201L42 202V198H40V197H41V196H40L41 193H42V194H45V193H43V190L40 191ZM36 189H38V187H36ZM97 189H96V190H97ZM104 189H105V190H104ZM9 190H8V192H9ZM99 190H98V191H99ZM24 191H23V192H24ZM30 191H31V190H30ZM30 191H29V193H30ZM34 191H35V190H34ZM81 191H82V190H81ZM20 192H19V193H20ZM23 192H22V193H23ZM40 192H41V193H40ZM65 192H66V193H65ZM89 192H90V193H89ZM95 192H97V191H95ZM102 192H100L99 195L104 194V196H105V193H104V192L102 193ZM107 192H109V191H106V196H108ZM11 193H13V192H10V194H11ZM14 193H15V192H14ZM39 193H40V195H37V194H39ZM85 193H86V194H85ZM101 193H102V194H101ZM3 194H6V193L3 192V193L1 194V196H3ZM7 194H8V193H7ZM68 194H69V192H68ZM72 194H74V193H72ZM84 194H85V195H84ZM94 194L96 195V193H94ZM94 194H93V195L91 194L93 198L90 197V195H89L88 197L92 198L91 200H94V197H96V198L98 197V196H97L98 194H97L96 196H95ZM36 195H37V196H36ZM69 195H71V194H69ZM78 195H71V196H70L71 198L74 197V198H72L73 201H74V199H75V197H76V202L74 201V203H76V208L73 206V205H75V204L72 203V204H73V205H72V206H73V210L76 209V210H75L76 213H77V211H78V208H81V209L79 210V212L82 211V207H83V212L86 211V210L84 209V207H85L86 204H88V203H85V200H86V199L83 200V199L80 198L81 195L79 196V198H80L81 201L78 200L79 203H80V204H78V201H77V199H79V198H78ZM35 196H36V197H35ZM104 196L101 197L102 199L99 197V198H100V201H101V205H103V197H104ZM7 197H8V196H7ZM21 197H20V199H21ZM81 197H82V196H81ZM85 197L88 198L87 196H85ZM1 198H2V197H1ZM4 198H6V197L4 196ZM4 198H2V199H3L4 201H6ZM29 198H30V197H29ZM33 198H34L35 200H34ZM39 198H40V199H39ZM82 198H84V197H82ZM99 198H97V201H96L97 204H98V206H97L98 208L100 207V206H99V205H100V202L98 201ZM2 199H0V201H1ZM15 199H16V197H14V200H15ZM37 199H38V200H41V202H40V201H37ZM58 199H59V198H58ZM88 199H89V198H88ZM27 200H29L28 203H27ZM55 200H56V199H55ZM55 200L53 199V201H55ZM61 200H62L61 203H63V201L66 200V198H65V199L56 200V201L59 202L58 204H61V203H60ZM82 200H83V202H84V203H83V206L81 205ZM95 200H96V199H95ZM30 202L32 203V205H31ZM36 202H37V203H36ZM38 202H40V203H38ZM65 202H66V201H65ZM65 202H64V203H65ZM86 202H89V201L86 200ZM94 202H95V201H94ZM104 202H105V201H104ZM29 203H30V204H29ZM41 203H42V205H41ZM43 203H44V204H43ZM51 203H52V202H51ZM51 203H49V207H48V208H51V206H52V204H53V203H52V204H51ZM89 203H91V204H88V206H87V207H89V208L86 207V209H88V211L90 210V208H91L92 205H93L92 201H90ZM22 204H23V205H22ZM34 204H35V205H34ZM58 204L55 203V206H57ZM84 204H85V205H84ZM105 204H106L105 206L108 205L107 202H106ZM18 205H20V206H18ZM29 205H31V206H29ZM38 205H39V208H37ZM64 205H65V204H62V206H64ZM67 205H68V204H67ZM89 205H91V206H89ZM25 206H26L27 208H26ZM32 206L36 207L37 209H36V208H33ZM59 206L61 207V205H59ZM80 206H81V207H80ZM93 206H94V205H93ZM95 206H96V204H95ZM105 206L103 205V207H100V208L103 209ZM23 207H25L26 209L23 208ZM29 207H30L31 209H28ZM60 207H59V209H60ZM67 207H68V206H67ZM69 207H70V206H69ZM69 207H68V208H69ZM15 208H14V209H15ZM22 208H23V209H22ZM32 208H33V209H32ZM43 208H42V209H43ZM46 208H47V207H46ZM61 208L63 209L64 207H61ZM74 208H75V209H74ZM95 208H96V207H95ZM98 208H97V209H94V210H95V213L92 212V210H93V208H92V210H91L90 213H93V215L96 216V215H97L96 213H97V211H98ZM100 208H99V209H100ZM17 209H16V210H17ZM24 209H25L26 211H24ZM40 209H41V208H40ZM44 209H43V210H44ZM62 209H60V211H61ZM64 209H65V210H64ZM64 209H63L62 212L66 211V209H67V208H66V205H65V208H64ZM71 209H72V208H70V210H71ZM29 210H30L31 212H30ZM43 210H42V212H43ZM46 210L49 212L48 209H46ZM46 210H45V211H46ZM50 210H51V209H50ZM57 210H58V207H57ZM70 210H69V211H70ZM73 210H71V217L75 216V217L78 218L77 215L79 214V212H78V214H76L75 211H73ZM96 210H97V211H96ZM27 211H28L29 213H28ZM67 211H68V210H67ZM67 211H66L65 213L67 214V216H69V215H70V212H67ZM25 212H27V214H26ZM42 212L38 213L37 215L40 217V215H41ZM62 212H61L60 214H62ZM72 212H74L76 215H75L74 213H72ZM83 212H82V213H83ZM0 213H1V212H0ZM20 213H21V214H20ZM24 213H25V214H24ZM35 213H31V215H33V214H35ZM43 213H44V212H43ZM84 213H85V212H84ZM86 213H87L88 215L85 216V217H84V215H86V214H84V215L79 214V218H80V219H78V221L81 222V220H82L81 216L83 217V219L85 218L84 221H89L88 219H90V221H91V218L93 217V215H92L91 218H88L89 216H91V214H89V212H87V211H86ZM9 214L12 216V213H9ZM44 214H46V212H45ZM44 214H42V215L44 216ZM0 215H2V214H0ZM10 215H9V218H10ZM16 215H17V216H16ZM20 215H21V216H20ZM22 215H23V216H22ZM31 215H30V219H31ZM42 215H41V217H42ZM63 215H65V214H62L61 217H63ZM38 216H35V215H34V218H33V219L39 218ZM97 216H98V215H97ZM97 216H96V217H97ZM0 217H1V216H0ZM16 217H18V218L16 219ZM21 217H22V218H21ZM32 217H33V216H32ZM71 217L69 216L68 219L70 218V219L72 220L73 218H71ZM77 218H76V219H77ZM86 218H88V219H86ZM93 218H94V217H93ZM18 219H20V222L18 221ZM25 219H24V223H23V224H24V227L26 228V226H25V222H26L27 224H28V222H27V220H25ZM28 219H29V218H28ZM70 219H69V220H70ZM76 219L74 218V220H76ZM10 220H11V219H10ZM12 220H11V221H12ZM8 221H9V220H8ZM84 221H82V224H83L82 229L86 228V226L89 225V224H86L85 227H84V224L86 223V222L84 223ZM90 221H89V222H90ZM9 222H10V221H9ZM74 222L77 223V220H76V221H73V220H72V224H74ZM76 223L74 224L75 226H76ZM27 224H26V225H27ZM72 224H71V228H72V227L74 228L75 226H73ZM82 224L80 225V223H79L78 225H80V227H81ZM7 226H9V227L7 228ZM18 226H20V227H18ZM15 227H17V228L14 229ZM80 227L78 226L79 229H80ZM10 228H11V229H10ZM12 228H13L14 230H13ZM18 228H19V229H18ZM22 228H23V225H22ZM25 228H23V229L25 230ZM71 228H70V231H71V230L73 231V228H72V229H71ZM74 229H75V228H74ZM79 229H78V230L75 229V232H77L78 235H80L79 237L82 238L83 235H81V234H83L84 231H83L82 229L79 231ZM9 230H10V233H9ZM12 230H13V231H12ZM15 230L17 231V233H16ZM18 230H19V231H18ZM84 230H85V229H84ZM60 231H61V232H59V233L63 234L62 232H63L64 230H63V231L60 230ZM81 231H83V232H82L81 234H79V232H81ZM12 232H14V233H12ZM7 233H9V235L12 233V234H11L12 236L10 235L11 237H9V235H8ZM15 233H16V234H15ZM59 233L56 235V238H57V239L60 238V235H61V234L59 235ZM70 233H71V232H70ZM70 233H69V236H70V237L68 236L69 239H68V237L65 236L66 239H65V238H62L63 240H61V241L59 240V241L61 242L60 244L63 245V247H64V248H62V249H66V250L68 249L69 246L67 245V248H66V247H65L66 245H64L63 242H65V244H67L66 241L68 240V241H70V243H69L70 245L74 244V246L72 245L73 248H72V246H70L69 251H70V250L72 251V252H71V251H70V252L72 253V256L74 255V256H73V259H74V258L76 259V257H75V256H77V255H76V254H77L76 252H78L77 247L80 245V241H81V239L78 238L77 233H73V232H72V233H71L72 235H71ZM13 234H14V235H13ZM22 234H21V235H22ZM74 234H75V235H74ZM65 235H66V234H65ZM5 236H7V237H9V238H5ZM71 236H76V238H78V239H76L75 237L72 238ZM20 237H21V236H20ZM20 237H19V238H20ZM15 238H14V239H15ZM19 238H18V239H19ZM18 239H17V240H18ZM73 239H76V241L78 240L77 243H78V242H79V243H78V244H75L76 241H74ZM79 239H80V240H79ZM5 240H6L7 242H8V240H9V242L6 243V244H3V242H6ZM57 241H58V240H57ZM57 241H56V243H57ZM11 242H12V243H11ZM16 242H17V241H15V243H16ZM72 242H73V243H72ZM81 242H82V241H81ZM15 243H14V246L17 244V243L15 244ZM58 243H59V242H58ZM62 243H63V244H62ZM10 244H11V245H10ZM9 245H10V247H9ZM52 245H53V244H52ZM61 245H60V251H61V252L58 251V250H59V244H57L58 247L56 246V244L54 245V246H55V249H57L56 252H55V254L57 253V255H59L60 253L63 252V251L61 250ZM76 245H77V246H76ZM5 247H6V248H5ZM56 247H57V248H56ZM74 247H75L76 249H74ZM12 249H13V248H12ZM55 249H54V250H55ZM7 250H6V251H7ZM66 250H64L63 254L59 255V256H60L59 258H60V260L62 261V264H63V263H64V264H66V263H67V264L72 263L71 261H69V260L72 259L71 253H69V254H68V252L66 253V252H65ZM74 250H77V251H74ZM12 253H13V252H12ZM53 253H54V251H53ZM79 253H80V251L78 252V254H79ZM4 254H6V256H11V257H9V258L6 257V258L4 259V257H5ZM7 254H8V255H7ZM9 254H10V255H9ZM66 254H67V256L70 255V257H67V258H66ZM39 255H41V254L39 253ZM42 255H43V254H42ZM31 256L34 258L35 255H34V256L31 255ZM31 256H30V258H31ZM36 256H37V255H36ZM36 256H35V257H36ZM61 256H62V257H61ZM37 257H38V256H37ZM30 258H29V259H30ZM33 258H32V260H34ZM65 258H66L67 260H65ZM69 258H70V259H69ZM37 259H38V258H37ZM37 259H36V260H37ZM57 259H58V258H57ZM62 259H63V260H62ZM73 259H72V260H73ZM3 260H5V262H4ZM6 260H8V261H6ZM64 261H65V262H64ZM66 261H68V262H66ZM1 262H2V263H1ZM11 262H12V260H11ZM69 262H70V263H69ZM73 262H74V261H73ZM12 263H13V262H12Z\"/></svg>",
    "mask_w": 264,
    "mask_h": 264
}]
</instances>
